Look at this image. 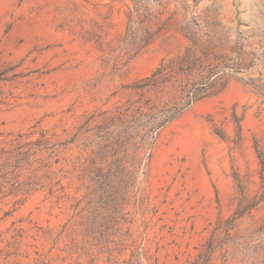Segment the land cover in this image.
<instances>
[{
  "label": "rangeland",
  "instance_id": "obj_1",
  "mask_svg": "<svg viewBox=\"0 0 264 264\" xmlns=\"http://www.w3.org/2000/svg\"><path fill=\"white\" fill-rule=\"evenodd\" d=\"M0 264H264V0H0Z\"/></svg>",
  "mask_w": 264,
  "mask_h": 264
},
{
  "label": "bare ground",
  "instance_id": "obj_2",
  "mask_svg": "<svg viewBox=\"0 0 264 264\" xmlns=\"http://www.w3.org/2000/svg\"><path fill=\"white\" fill-rule=\"evenodd\" d=\"M201 132V130L199 132V129L186 131L181 139L182 148L189 158L192 173L199 181L202 180V174L199 166L200 149L202 146L203 138L205 137L202 134L203 132Z\"/></svg>",
  "mask_w": 264,
  "mask_h": 264
}]
</instances>
